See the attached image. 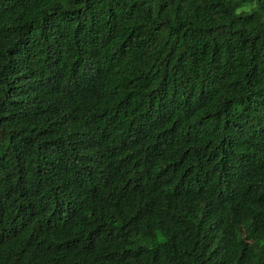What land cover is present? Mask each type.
I'll use <instances>...</instances> for the list:
<instances>
[{
    "label": "trees",
    "instance_id": "trees-1",
    "mask_svg": "<svg viewBox=\"0 0 264 264\" xmlns=\"http://www.w3.org/2000/svg\"><path fill=\"white\" fill-rule=\"evenodd\" d=\"M0 264H264V0H0Z\"/></svg>",
    "mask_w": 264,
    "mask_h": 264
},
{
    "label": "rangeland",
    "instance_id": "rangeland-1",
    "mask_svg": "<svg viewBox=\"0 0 264 264\" xmlns=\"http://www.w3.org/2000/svg\"><path fill=\"white\" fill-rule=\"evenodd\" d=\"M253 5H245L244 7L240 8L239 11H246L252 9Z\"/></svg>",
    "mask_w": 264,
    "mask_h": 264
}]
</instances>
